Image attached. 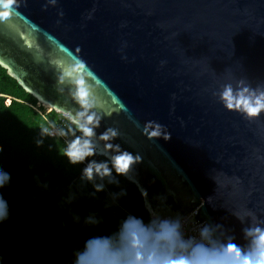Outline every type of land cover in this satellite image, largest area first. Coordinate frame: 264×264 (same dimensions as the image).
Returning <instances> with one entry per match:
<instances>
[{
    "label": "water",
    "instance_id": "1",
    "mask_svg": "<svg viewBox=\"0 0 264 264\" xmlns=\"http://www.w3.org/2000/svg\"><path fill=\"white\" fill-rule=\"evenodd\" d=\"M0 66L190 217L182 264H264V0H0Z\"/></svg>",
    "mask_w": 264,
    "mask_h": 264
},
{
    "label": "trees",
    "instance_id": "2",
    "mask_svg": "<svg viewBox=\"0 0 264 264\" xmlns=\"http://www.w3.org/2000/svg\"><path fill=\"white\" fill-rule=\"evenodd\" d=\"M29 105L38 101L0 66V264H148L146 250L139 262L114 258L137 231L129 214L149 219L138 188L78 126L67 145L48 134L56 113Z\"/></svg>",
    "mask_w": 264,
    "mask_h": 264
},
{
    "label": "built area",
    "instance_id": "3",
    "mask_svg": "<svg viewBox=\"0 0 264 264\" xmlns=\"http://www.w3.org/2000/svg\"><path fill=\"white\" fill-rule=\"evenodd\" d=\"M38 105L42 106L39 103ZM29 106L44 118L45 113L51 110L47 107V111L42 112L38 106ZM56 115L57 118L53 122L47 119L49 123L48 134L52 138H61L67 145H70L68 130L73 124L67 116L59 113H56ZM129 215L135 221L137 231L131 236L130 247L126 253L135 250H146L148 264H182L180 258L177 256L179 249L175 246L173 247V243L175 237L184 232V223L190 217H185L182 222L178 221L175 223L174 226L176 228L172 230L169 227H160L158 221L151 217L142 220L137 216ZM153 250H157L160 254V259L158 261L152 258Z\"/></svg>",
    "mask_w": 264,
    "mask_h": 264
},
{
    "label": "rangeland",
    "instance_id": "4",
    "mask_svg": "<svg viewBox=\"0 0 264 264\" xmlns=\"http://www.w3.org/2000/svg\"><path fill=\"white\" fill-rule=\"evenodd\" d=\"M39 108H40V110L43 112H46L47 111V106H39V105H37ZM78 146L79 145H77L75 148H74V150H76L77 148H78ZM120 220L118 219V218H114L113 219V223L115 224V225H119V222ZM127 252V251H126ZM126 252H122V253H124V254H122V253H119L118 255H115V257L114 258H117L118 259V261H122V260H124V259H128V261H129V263H135V262H139L140 261V257L138 256V254H137V251L135 250V251H133V253L132 254H129V255H127V253ZM152 258L155 260V261H158L159 259H160V254H159V252L157 251V250H153L152 251Z\"/></svg>",
    "mask_w": 264,
    "mask_h": 264
},
{
    "label": "crops",
    "instance_id": "5",
    "mask_svg": "<svg viewBox=\"0 0 264 264\" xmlns=\"http://www.w3.org/2000/svg\"><path fill=\"white\" fill-rule=\"evenodd\" d=\"M122 254H124V253H122Z\"/></svg>",
    "mask_w": 264,
    "mask_h": 264
},
{
    "label": "flooded vegetation",
    "instance_id": "6",
    "mask_svg": "<svg viewBox=\"0 0 264 264\" xmlns=\"http://www.w3.org/2000/svg\"><path fill=\"white\" fill-rule=\"evenodd\" d=\"M43 106V105H42Z\"/></svg>",
    "mask_w": 264,
    "mask_h": 264
}]
</instances>
